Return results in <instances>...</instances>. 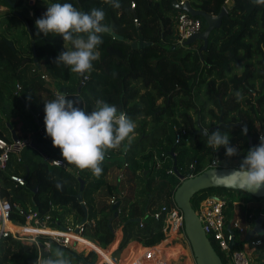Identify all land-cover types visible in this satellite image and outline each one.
Here are the masks:
<instances>
[{
    "label": "trees",
    "instance_id": "obj_1",
    "mask_svg": "<svg viewBox=\"0 0 264 264\" xmlns=\"http://www.w3.org/2000/svg\"><path fill=\"white\" fill-rule=\"evenodd\" d=\"M10 1L14 6L7 0H0V109L5 114V118H0V137L13 141L11 113L14 110L23 114L29 130L19 134L15 129L18 139L26 143L21 149L20 160L11 153L6 168L0 169V188L3 196V188L11 191L20 209H37L41 214L50 209L51 226L64 223L68 216L79 223L84 210L76 195L80 179H83L88 223L81 236L113 252L116 242L108 247L121 227L123 236L115 254L132 240L151 247L164 240L165 235L160 224L149 227L155 221L149 211L174 202L175 189L181 182L174 166L179 173L185 174L190 163L196 161L194 172L199 173L210 167L213 159L225 154L224 146L216 151L207 147V137L199 131L201 127L209 133L218 128L229 135L231 145L238 143L237 147L245 148L236 157H243L249 148L248 136L242 134L245 123L252 137V147L259 144L258 132L264 128V5H257L254 0H189L192 8L207 13L216 15L222 7L227 10L220 27L209 34L206 49L201 50L202 40L190 45L177 41V20L183 10L173 6L171 0H119V9L105 4L104 0ZM47 3H71L85 12L94 7L102 8L106 13L104 22L111 32L102 35L103 43L98 46L100 58L93 61L92 70L83 76L71 72L64 64L54 63L60 52L67 50L62 36L37 34L35 21L47 11ZM1 6L9 9L10 20L1 17ZM198 17L203 30L205 19ZM32 40H35V51ZM7 41L13 42L15 50ZM135 41L150 43L133 47ZM256 53L261 55L260 60H255ZM42 72L51 80H45ZM54 82L60 84L59 89L52 88ZM17 84L20 89L14 94ZM56 92L65 94L68 99L78 96L82 100L78 106L89 112L95 101L102 99L136 122L137 135L131 145L125 141L119 149L106 153L99 178L90 170L67 164L61 150L54 147L51 137L47 136L45 100L54 99ZM236 92L244 98L237 101ZM195 99L202 100L200 105ZM178 108L181 110L176 116ZM182 126L189 133V141L176 143L177 128ZM155 155L160 159L158 167H155ZM55 160L62 164L53 163ZM124 160L129 161V166L123 184L110 182L108 171L120 168ZM171 169L174 172H168ZM12 173L21 174L25 184L16 185L10 179ZM57 180L64 182L63 190L55 187ZM101 189L105 190L103 198L116 196V202H120L119 214L113 217L111 227L109 218L113 216L114 204L95 205L94 194ZM222 194L232 199H244L248 195L262 200L245 191L211 187L196 192L191 202L197 210L205 197ZM17 212L13 217L23 220L21 210ZM261 213L264 214V206ZM136 217L142 218L143 226L141 222L130 220ZM207 235L227 264L212 234L208 232ZM183 236L188 241L184 230ZM261 238L263 244L256 251L260 252L259 258H264V235ZM40 241L55 243L48 236H40ZM57 245L64 248L72 260L83 264L98 262L94 250L75 252ZM131 248L136 254L143 251L136 243L130 244L127 251ZM37 255L34 244L25 245L11 236L0 237V264H32Z\"/></svg>",
    "mask_w": 264,
    "mask_h": 264
},
{
    "label": "clouds",
    "instance_id": "obj_2",
    "mask_svg": "<svg viewBox=\"0 0 264 264\" xmlns=\"http://www.w3.org/2000/svg\"><path fill=\"white\" fill-rule=\"evenodd\" d=\"M105 4L119 9V0H104ZM257 5H264V0H254ZM47 11L35 21L39 30L37 34H52L63 37L66 51L55 58L56 65L64 64L73 73L84 75L90 72L93 61L100 58L98 46L103 43L102 35L110 33V26L105 23L106 13L102 8H92L90 12L80 11L71 3L48 4ZM71 44V48L66 47ZM237 101L244 97L236 92ZM57 93L54 99L45 100L46 134L51 137L54 147L61 150L64 161L75 165L80 170H90L99 178L103 173L102 164L106 153L119 149L125 141L130 146L137 124L125 113L118 111L102 99L95 101L91 112L78 105L82 100L78 96ZM30 99V97H29ZM248 126L245 123L242 134L247 136ZM201 135L206 136L207 147L215 151L225 147L227 157L240 156V149L230 144L227 133L218 128L209 133L203 128ZM218 168L212 169L210 179L213 182L226 180L241 191L257 192L264 188V133L259 136V144L247 150L240 160L239 166L231 172L220 173ZM64 182L57 180L55 187L63 190ZM35 264H72L61 248L49 252L43 260L38 256Z\"/></svg>",
    "mask_w": 264,
    "mask_h": 264
},
{
    "label": "built area",
    "instance_id": "obj_3",
    "mask_svg": "<svg viewBox=\"0 0 264 264\" xmlns=\"http://www.w3.org/2000/svg\"><path fill=\"white\" fill-rule=\"evenodd\" d=\"M186 0H179V5H184ZM134 6V4H133ZM137 21V19H135ZM201 19L198 16L191 15L187 11L183 10L178 15L177 20V41L180 44L190 37L191 35L202 30ZM42 77L45 80L50 81L51 77L46 72H42ZM87 77L85 76L84 79ZM84 83V81H83ZM20 85L17 84L14 90V94H18ZM60 93V92H56ZM55 94V95H56ZM178 132L175 137V142L180 143L183 140L189 141V133L185 127L177 128ZM264 133V128H262L258 133V138ZM25 141L13 140L9 142L8 140L0 137V169H5L10 158L11 153H14L18 160H20V152L22 147L25 145ZM233 161L232 166L238 167L240 160ZM155 167L160 165V159L155 155ZM55 164H62L60 160L53 161ZM220 165L218 159H214L210 166ZM129 166V161L124 160L122 166L119 168L117 178L119 181L125 178V171ZM196 166V161H193L189 165V170L187 173L183 174L185 177H190L195 175L194 172ZM168 172H174L172 169ZM76 177H79L76 173ZM10 179L16 183V185H24L25 178L21 174L12 173ZM261 201H264L262 199ZM110 204L116 203V196H111L108 201ZM234 204L231 210H236V206L243 205L245 203L239 199H232L226 194L222 195H209L202 199L199 203L198 209L196 210L200 220L206 230V232L211 233L218 246L224 253L228 264H264V258L255 259L253 258L254 252L262 244L261 235H259L255 230H253L254 225V215L249 212H245L243 218L237 214L230 216L229 204ZM15 210H21L28 218V224H33L37 219L43 221V226L48 229L46 232H27L8 229L9 222L13 224H20L17 218L13 217ZM49 215V214H48ZM41 216L39 210H22L13 204V202L1 195L0 188V237L11 236L20 240L25 245H36L38 249V255L32 264L38 259V256L43 260L45 256L40 253V245L44 242L40 241V236H48L51 240L59 245L71 248L75 252H80L85 246L81 243L76 235L81 236L83 231V226H79L78 223H56L55 225H49L50 216ZM149 215L157 222L161 224L162 231L166 238L175 239L179 235L183 234L184 230V218L181 209L176 205L175 202L172 204H161L157 208L149 212ZM43 217V218H42ZM45 218V219H44ZM141 222V221H140ZM143 226V223H140ZM230 226L231 230L228 229ZM234 241V245L231 247V242ZM241 244V245H240ZM239 245V246H238ZM154 248V247H153ZM44 251H50V246L46 244L43 245ZM153 249L149 247H143V251L137 256L132 258L128 264H167L160 259L154 258L150 252ZM96 251V250H95ZM115 262V261H114ZM120 263V262H119ZM79 264H83L80 262ZM103 264H112L108 262H103Z\"/></svg>",
    "mask_w": 264,
    "mask_h": 264
},
{
    "label": "water",
    "instance_id": "obj_4",
    "mask_svg": "<svg viewBox=\"0 0 264 264\" xmlns=\"http://www.w3.org/2000/svg\"><path fill=\"white\" fill-rule=\"evenodd\" d=\"M11 6H14V3L11 2L10 0H7ZM173 6L185 10L191 15L194 16H203L205 19V24L206 27L191 35L188 37L184 42L183 45H190L193 44L197 40H202L203 45L201 47V50L206 49L207 44H208V38L209 34L211 31L215 28L220 27L222 23V19L224 16L227 15V10L225 7H222L221 10L219 11L218 14H211L207 13L202 10H196L192 8L190 1L186 0L184 5H179L177 0H171ZM14 14L16 13L13 11ZM19 17H23L21 14H19ZM111 29V28H110ZM8 45L15 50V46L13 42L7 41ZM150 42H143V41H138V42H132V46L135 47L136 45L143 46L147 45ZM32 46L33 50L35 51V40H32ZM35 53V52H34ZM37 119V117H35ZM233 125L236 126H243L241 123H233ZM9 127H11L10 124H8ZM200 132L203 131V128L201 127L199 129ZM248 142H249V149L252 147V137L248 133ZM12 138L13 140L17 141L18 137L16 136L15 129H12ZM217 159V158H216ZM218 168L217 171L224 174L231 172L236 166L232 165H216V166H210L204 170H202L199 173H196L193 176L190 177H185L183 174L179 173L177 166H174V171L178 175V177L181 179L180 184L176 187L175 192H174V202L176 205L181 209L183 213V218H184V233L188 239V242L190 244V248L195 260L196 264H224L223 260L215 250L214 246L212 245L207 232L200 220V217L198 216V213L196 209L192 205V197L194 194L202 189L206 188H211V187H224V188H230V189H237L240 190L237 187H233L227 183L226 180H218L216 182H213L210 179V176L212 175V169ZM86 182L83 179H80V189L79 192L77 193L76 197L78 201L80 202L83 210H84V216L83 218L79 221L78 225L83 226L86 223H88V208L83 200V189L85 186ZM252 196L260 199H264V188L257 192H249ZM120 205V202H116L113 206L112 209L114 211L113 216L109 218V225L111 227V221L113 217H117L119 212H118V207ZM141 217H136L132 218L130 220L140 222ZM263 220H264V214L261 213L259 214L255 220H254V225H253V230H255L259 235L263 236L264 235V227H263ZM230 231L231 228L230 226L228 227ZM234 241L231 242L230 246L232 247L234 245ZM51 246L50 242L47 243H42L40 245V253L43 256H46L49 251H44L43 250V245ZM149 249H153V247H149Z\"/></svg>",
    "mask_w": 264,
    "mask_h": 264
},
{
    "label": "crops",
    "instance_id": "obj_5",
    "mask_svg": "<svg viewBox=\"0 0 264 264\" xmlns=\"http://www.w3.org/2000/svg\"><path fill=\"white\" fill-rule=\"evenodd\" d=\"M1 9H4V7L1 8ZM6 104H7V102H6ZM3 114H4V112H3ZM4 116H5V114H4ZM11 120L12 121L13 120H16L20 124L19 127L22 128V131L23 132L26 131V130L27 131L29 130L28 127H27V120H26V118L22 115V113H19L18 110H14L11 113ZM17 126L16 125H13L12 128L13 129H16L18 131V127ZM136 135H137V133L135 132L134 133V138H135ZM234 146L237 147L238 146V143H236ZM239 158H242V157H237L233 161H237ZM232 162H230V165H231ZM118 172H119V167H113V168H111L108 171L107 179L110 182H112V183H120V184L122 183L123 184L124 179L121 180V181H119L118 178H117ZM104 191H105L104 189H101V190L97 191L94 194V197H95V205L96 206H99L100 204H102L104 202L108 203L109 198H107V199L106 198H103L104 197ZM2 192L4 193V196L5 197L9 198L13 202V204L17 207V209L20 208L19 202L14 199L15 198L14 195L11 193V191H9L8 188H6V189L3 188L2 189ZM244 199H242L240 201H243L245 203L244 204L245 205V208H246V211L245 212H249L250 214H253L254 215V220H255V218L259 214H261V209L264 206V201H257V200L254 199V200H249V202H246ZM28 207H30V206H28ZM152 210L153 209H150V211H152ZM147 212H148V210H147ZM23 215L25 216L24 213H23ZM24 216H23V220H20L19 219L20 224H15V226L18 227L19 230H21V231H27V232H32L31 229H30V226H32V227H36L38 229H41L40 232H46V230H43V229H47L46 227L43 226V221L42 222H38V223L37 222L36 223L34 222L33 224H28V218H27V216H25V217ZM61 224H65V223H61ZM159 224H160L159 222L154 221L149 227L150 228H155L156 225L159 226ZM160 226H161V224H160ZM122 236H123V232H122V228L120 227V228H118L116 230L115 239L109 245L108 248H110L113 245V243L116 242V246L113 248L114 249L113 252H114L118 248V245H119V243H120V241L122 239ZM76 238L81 243L85 244V246L87 248L92 249V250H96L98 252V254H99V259L98 260L100 262L98 261L97 264H103V262H108V263L116 264L114 262L113 252L111 251V249H103L95 241H93L90 238L84 237V236H78V235H76ZM162 241H163V243L160 242L161 244L159 243V245L157 244L156 246L155 245L154 246H151V247H154V248L150 252V254L154 258L160 259V260L164 261L167 264H196L195 263V260H194V257H193V254H192V251H191V248H190V245H189L188 241L185 240L183 234L182 235H179L175 239L166 238L165 237V239L162 240ZM132 243H136L137 245H140L141 247H143V245L141 243H139L138 241L132 240V241H130L127 244V248ZM127 248L125 250V253H123L122 259L120 260V263L119 264H128L132 258H134L138 254H140V252L136 254L134 248H131L128 251H127ZM103 250H107L109 253H106ZM87 251H89V250H87ZM79 263H80V261L72 260V264H79Z\"/></svg>",
    "mask_w": 264,
    "mask_h": 264
},
{
    "label": "rangeland",
    "instance_id": "obj_6",
    "mask_svg": "<svg viewBox=\"0 0 264 264\" xmlns=\"http://www.w3.org/2000/svg\"><path fill=\"white\" fill-rule=\"evenodd\" d=\"M4 7V9H1L2 10V16L1 17H5L7 20H10V18H11V16H9V14H7L8 12H9V9L7 8V7H5V6H1V8H3ZM18 19V18H17ZM22 20L20 19L19 20V26L20 27H22V24H20V23H22L21 22ZM67 47L68 48H71L72 46H71V44H67ZM260 58H261V55L260 54H258V53H256L255 54V60H260ZM53 89H59V87H60V84L59 83H57V82H54L53 83ZM15 90V89H14ZM14 90H13V92H14ZM195 102L197 103V105H200V103L202 102V100H200V99H195ZM7 107L8 108H10V104L7 102ZM181 109L180 108H178V109H175V114H176V116H178V113H179V111H180ZM19 113H21L20 111H18ZM192 112V111H191ZM23 115V114H22ZM0 118H5V116H4V114H3V111L0 109ZM12 124L13 125H18L17 127H18V132H19V134H22V133H25L26 131H22V128H20L19 126H20V124L16 121V120H13L12 121ZM13 129V128H12ZM146 132H149V128H146ZM240 149V153H242V151L245 149V148H243V147H241V148H239ZM226 157V158H225ZM235 158H237L236 156H233V157H227L225 154H223V157L222 158H220V159H218L219 160V164L220 165H225V166H227V165H230V162H232ZM231 164H233V163H231ZM239 166V165H238ZM140 183H141V181H140ZM239 200H242V199H239ZM246 202H249V200H254V198H252V197H250V196H245V199H244ZM162 202V201H161ZM233 205L234 204H229V207H230V212H229V215L230 216H234V215H238V216H240L241 218H243V216L245 215L246 216V214H245V211H246V208L243 206V205H238V206H236V210H231V208L233 207ZM17 211H19V210H15V212H16V214H18V212ZM30 211H31V209H30ZM35 211V210H34ZM14 212V213H15ZM49 214V215H48ZM52 216V214H51V212H50V209H49V211L48 212H44V214H41V216H43V217H45V216ZM25 217V216H24ZM42 217V218H43ZM45 219V218H44ZM17 220H19L18 218H17ZM75 223L73 220H72V218H71V216H68L67 217V219H65L64 220V223ZM34 223V222H33ZM88 238V237H87ZM161 243H163V241H161ZM160 243V244H161ZM159 245V244H158ZM156 246V245H155ZM143 247H146V246H143ZM148 247V246H147ZM57 248H61V247H59L58 245H57V243L55 244V243H53L52 245H51V252H54L55 251V249H57ZM126 248H127V246L120 252V253H114L113 252V259H114V261H115V263L116 264H119V262H120V260L122 259V256H123V253H125V250H126ZM63 251H64V253H65V255L66 256H68V253H67V251L64 249V248H61ZM87 250H92V249H89V248H87V247H84L81 251H87ZM80 251V252H81ZM95 251V250H94ZM96 253H97V256H98V259H99V254H98V252L97 251H95ZM259 254H260V252H258V254H257V251H256V255H254L253 256V258H255V257H258V258H255V259H261V258H259ZM263 255V254H262ZM262 257H264V255L262 256ZM99 261V260H98ZM100 262V261H99ZM228 264V263H227Z\"/></svg>",
    "mask_w": 264,
    "mask_h": 264
},
{
    "label": "bare ground",
    "instance_id": "obj_7",
    "mask_svg": "<svg viewBox=\"0 0 264 264\" xmlns=\"http://www.w3.org/2000/svg\"><path fill=\"white\" fill-rule=\"evenodd\" d=\"M21 213H22V212H21ZM36 222L38 223V222H42V221L37 219V220L35 221V223H36ZM8 229L21 231V230H19L18 227H16L15 224H13L12 222H11V223L9 222ZM30 229H31L32 232L34 231V233H38V232L41 231V229H38V228H36V227H32V226H30ZM43 230L48 231L47 229H43Z\"/></svg>",
    "mask_w": 264,
    "mask_h": 264
}]
</instances>
